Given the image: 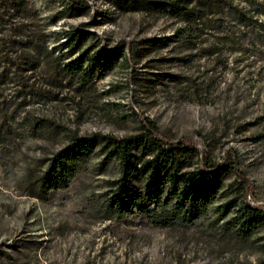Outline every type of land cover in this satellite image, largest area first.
I'll return each instance as SVG.
<instances>
[{
    "label": "rangeland",
    "instance_id": "rangeland-1",
    "mask_svg": "<svg viewBox=\"0 0 264 264\" xmlns=\"http://www.w3.org/2000/svg\"><path fill=\"white\" fill-rule=\"evenodd\" d=\"M81 1L91 10L76 16L66 10L73 0H0V264L264 260V222L245 236L234 218L246 202L264 210V38L231 8L253 0ZM176 3L193 5V15L172 11ZM82 27L92 33L87 46L126 44L114 70L84 86L55 67L66 35ZM146 119L169 140L211 150L215 161L236 154L222 193L193 224L110 218L120 167L99 148L67 187L44 200L30 193L29 182L74 135L125 137ZM232 199L237 205L219 219Z\"/></svg>",
    "mask_w": 264,
    "mask_h": 264
},
{
    "label": "trees",
    "instance_id": "trees-1",
    "mask_svg": "<svg viewBox=\"0 0 264 264\" xmlns=\"http://www.w3.org/2000/svg\"><path fill=\"white\" fill-rule=\"evenodd\" d=\"M73 2L75 5L66 10H77L76 16L90 12L87 3ZM252 3L248 9L231 8L241 25L257 27L256 33L264 38V21H260V17H264V0H253ZM192 6L176 3L171 10L189 18L194 12ZM177 34L183 36V29H178ZM91 38L92 33L83 27L72 30L59 48L62 53L56 57L58 71L82 86L92 84L95 78L105 77L125 55V43L113 48L98 43L87 46ZM30 59L35 61L33 57ZM97 148L102 151L103 161L115 159L120 167L119 177L113 181L109 192V217L123 219L141 214L164 227L190 225L206 214L238 164L233 151H227L221 162L215 161L211 150L203 152L185 139L169 140L162 135L155 121L146 119L135 133L125 137L99 133L74 135L49 159L42 174L29 182L30 193L44 200L51 191L67 187ZM237 177L241 180L239 187L244 189L247 178L242 172H237ZM236 205L233 199L221 204L219 219L225 218ZM234 218L240 224L237 232L249 236L264 222V210L246 202L237 208ZM258 264H264V260Z\"/></svg>",
    "mask_w": 264,
    "mask_h": 264
}]
</instances>
